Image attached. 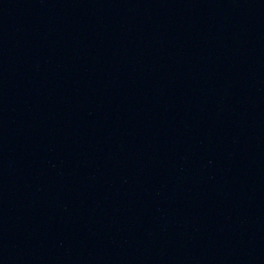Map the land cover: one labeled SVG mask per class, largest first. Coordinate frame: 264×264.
Returning a JSON list of instances; mask_svg holds the SVG:
<instances>
[{
	"label": "water",
	"instance_id": "water-1",
	"mask_svg": "<svg viewBox=\"0 0 264 264\" xmlns=\"http://www.w3.org/2000/svg\"><path fill=\"white\" fill-rule=\"evenodd\" d=\"M0 264H264V0H0Z\"/></svg>",
	"mask_w": 264,
	"mask_h": 264
}]
</instances>
